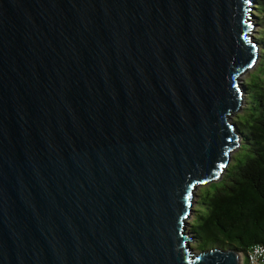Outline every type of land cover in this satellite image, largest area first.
I'll list each match as a JSON object with an SVG mask.
<instances>
[{"label": "water", "instance_id": "95a60500", "mask_svg": "<svg viewBox=\"0 0 264 264\" xmlns=\"http://www.w3.org/2000/svg\"><path fill=\"white\" fill-rule=\"evenodd\" d=\"M255 0H0V264H237L192 251L238 144Z\"/></svg>", "mask_w": 264, "mask_h": 264}, {"label": "trees", "instance_id": "16d2710c", "mask_svg": "<svg viewBox=\"0 0 264 264\" xmlns=\"http://www.w3.org/2000/svg\"><path fill=\"white\" fill-rule=\"evenodd\" d=\"M255 23L264 28V0H255ZM253 34L258 59L242 79L243 104L235 119L243 159L226 162L219 176L198 187L188 231L198 250L234 249L243 255L264 246V32ZM233 149V148H232Z\"/></svg>", "mask_w": 264, "mask_h": 264}, {"label": "rangeland", "instance_id": "374dc122", "mask_svg": "<svg viewBox=\"0 0 264 264\" xmlns=\"http://www.w3.org/2000/svg\"><path fill=\"white\" fill-rule=\"evenodd\" d=\"M251 11L253 12V14H255V9H254V8H252ZM254 18H255V17H254ZM254 18H253V22H254V24H253V26H252V30H251L250 32H251V34H255V33L258 31V36H262L261 34H263V32H264V28H263V26H259V25H257V24L255 23ZM258 54H259V52H258ZM255 62H256V61H255ZM255 62H254V63H255ZM252 66H253V65H252ZM252 66H251L250 68H247L246 70H244V71L239 75V80H240L241 82H242V79H243L244 77H246V76L248 75V73L250 72V70L253 68ZM242 104H243V96H242V100H241V102H240V105L237 107V109L234 110V111H232V112L230 113V115H229V117H228L229 120H233V119H235L236 114L239 113ZM236 147H237V146H235V147L229 152L227 162L230 160V156H231V159H232L233 162H236V161H238V160H242V159H243V155H244V151H243V149H242V148H236ZM200 185H201V184L195 186V187L193 188V190H192V195L190 196V199H191V202H190V204H191V205H190V208H191V209H190V211L188 212V214H187V216H186V218H185V220L187 221V223H189V221H190V219H191V215H192V207H193V205H194V200H195V198H196V195H195V194H196V192L198 191V187H199ZM187 225H188V224H186V228H185V230H188V229H187V227H188ZM188 239H189V240H187V243L193 248L192 251H193V252L198 251V249L195 248V244H194V242L192 241V237H191V235L188 237ZM243 262H244V260H243V255H242V253H241L240 264H244Z\"/></svg>", "mask_w": 264, "mask_h": 264}, {"label": "built area", "instance_id": "2783aa9c", "mask_svg": "<svg viewBox=\"0 0 264 264\" xmlns=\"http://www.w3.org/2000/svg\"><path fill=\"white\" fill-rule=\"evenodd\" d=\"M247 264H264V246L260 243L250 244L245 252Z\"/></svg>", "mask_w": 264, "mask_h": 264}, {"label": "bare ground", "instance_id": "6f19581e", "mask_svg": "<svg viewBox=\"0 0 264 264\" xmlns=\"http://www.w3.org/2000/svg\"><path fill=\"white\" fill-rule=\"evenodd\" d=\"M237 264H240V258H239V261H238V263Z\"/></svg>", "mask_w": 264, "mask_h": 264}]
</instances>
